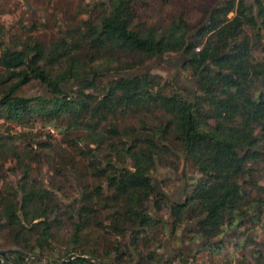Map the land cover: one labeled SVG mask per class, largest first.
Listing matches in <instances>:
<instances>
[{
	"label": "trees",
	"instance_id": "trees-1",
	"mask_svg": "<svg viewBox=\"0 0 264 264\" xmlns=\"http://www.w3.org/2000/svg\"><path fill=\"white\" fill-rule=\"evenodd\" d=\"M190 1L156 0L154 21L150 0H107L47 42L0 31V264H264V6L213 0L191 26ZM178 53L186 97L144 68ZM179 163L198 179L173 203L152 173ZM150 203L170 236L195 222L178 237L192 254L161 257Z\"/></svg>",
	"mask_w": 264,
	"mask_h": 264
},
{
	"label": "rangeland",
	"instance_id": "rangeland-1",
	"mask_svg": "<svg viewBox=\"0 0 264 264\" xmlns=\"http://www.w3.org/2000/svg\"><path fill=\"white\" fill-rule=\"evenodd\" d=\"M107 0H0V31L3 33L4 40L9 41V36L15 38V40H22L25 36H30L37 41L47 42V40L54 35L56 30L61 29L67 23V18L73 15L75 12L85 10L82 18L85 19L88 16L94 14L93 9L98 3L106 2ZM185 0H174V4L182 6ZM248 5L255 4L256 0H245ZM264 6V0H259ZM150 6L148 7L147 14L151 16L154 21H160V17H156L155 13L151 10L157 6L156 0H150ZM155 4V5H154ZM190 12L188 15V22L191 26H197L203 19H205V10H208L213 6V0H200L195 3L191 1L188 3ZM192 4L193 6H191ZM179 7V6H178ZM156 10V8H154ZM175 7L170 5L165 10H174ZM257 12V8H254ZM233 14H229L228 17H232ZM34 23L37 28L32 31L29 29L30 25ZM260 51L257 49L254 52V56L259 57ZM185 58L182 54H167L163 57H158L148 62L144 68H148L151 73L161 76L164 82L175 83L179 93L182 97L189 96L195 92L197 81L193 77H190L188 71L182 69L181 64L185 62ZM131 76V73L124 74ZM103 81H107L103 79ZM71 85L64 87L65 89L71 88ZM41 93V90L36 84H31L24 89L25 96H34ZM8 124L0 120V133H3ZM36 127H38L36 125ZM39 130V129H38ZM53 135L54 132L50 131ZM58 137L54 135L53 141L56 143ZM40 173L44 176L45 169L42 167ZM185 173V175L183 174ZM14 177L9 176L8 180L14 184ZM152 179L154 186L162 192H165L172 200H177L180 197V201L183 200L185 193L191 189V183L198 179V175L189 167L182 166V163L178 164V171H174L169 168L159 167L152 173ZM189 179L190 185L182 186V182ZM264 184V181L263 183ZM179 189L180 192L179 193ZM181 196H180V195ZM78 195L74 194L72 199L77 200ZM64 202H68L67 200ZM150 214L155 215L154 206L150 203L148 205ZM159 218L166 222L167 230L164 233L162 239V248L159 251L162 258L169 262L174 261V254L179 247L188 248L187 253L192 254L196 248V244L183 241L181 245L178 237L183 234L194 225V221L185 223L183 230L180 232L177 230V234L170 236V218L167 215L166 208H163L159 214H156ZM255 245L259 250L264 251V233L258 231L255 237ZM255 247L247 249L246 253H252Z\"/></svg>",
	"mask_w": 264,
	"mask_h": 264
},
{
	"label": "flooded vegetation",
	"instance_id": "flooded-vegetation-1",
	"mask_svg": "<svg viewBox=\"0 0 264 264\" xmlns=\"http://www.w3.org/2000/svg\"><path fill=\"white\" fill-rule=\"evenodd\" d=\"M178 54H182V56L184 57V55H183V53H178ZM185 58V57H184ZM185 60H186V58H185ZM186 62V61H185ZM185 62H183L182 64H181V70L184 68V64H185ZM194 79H197L198 80V78H194ZM185 185H190V182H189V179H186V180H184L183 182H182V186H185ZM153 186H154V184H153ZM154 188L158 191V192H160V193H162V194H164L165 192H162V191H159L155 186H154ZM190 191V190H189ZM188 191V188H187V192L185 193V195H184V197L187 195V193L189 192ZM179 193H181L180 192V189H179ZM169 200H170V202H175V203H179V202H181L180 201V197H178L177 198V200H172L167 194H164ZM180 195V194H179ZM181 196V195H180ZM184 199V198H183ZM180 244L182 245L183 244V241L181 240L180 241ZM193 244V243H192ZM188 251V248H182V247H179V250H177L176 251V253L174 254V258L176 257V256H178L180 253H183V254H185V253H187V251Z\"/></svg>",
	"mask_w": 264,
	"mask_h": 264
},
{
	"label": "water",
	"instance_id": "water-1",
	"mask_svg": "<svg viewBox=\"0 0 264 264\" xmlns=\"http://www.w3.org/2000/svg\"><path fill=\"white\" fill-rule=\"evenodd\" d=\"M196 81H198L197 79H196ZM75 180V179H74ZM75 186H76V189H77V192H78V195H79V189H78V187H77V184L75 183ZM78 202H80V199L78 198ZM5 254V252H0V256H2V255H4ZM76 256L74 255V254H71V255H69V256H67L64 260H68V259H71V258H75ZM33 258V257H32ZM37 259H39V260H42L41 258H37ZM82 259L83 260H86V261H88V262H92V263H94V264H103V263H99V262H97L95 259H90V258H86V257H82Z\"/></svg>",
	"mask_w": 264,
	"mask_h": 264
}]
</instances>
